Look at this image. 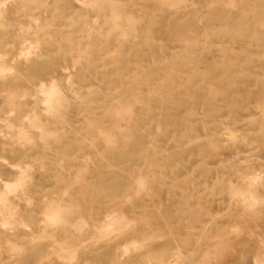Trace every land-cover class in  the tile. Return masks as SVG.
I'll list each match as a JSON object with an SVG mask.
<instances>
[{
    "label": "rangeland",
    "instance_id": "374dc122",
    "mask_svg": "<svg viewBox=\"0 0 264 264\" xmlns=\"http://www.w3.org/2000/svg\"><path fill=\"white\" fill-rule=\"evenodd\" d=\"M90 1L0 0V264H264V0ZM82 52L128 61L98 99L116 89L131 115L88 105ZM169 54L185 75L158 112ZM43 81L78 96L48 109Z\"/></svg>",
    "mask_w": 264,
    "mask_h": 264
},
{
    "label": "bare ground",
    "instance_id": "6f19581e",
    "mask_svg": "<svg viewBox=\"0 0 264 264\" xmlns=\"http://www.w3.org/2000/svg\"><path fill=\"white\" fill-rule=\"evenodd\" d=\"M4 1H15V0H4ZM168 1H170L171 2L170 5L173 6L174 2L178 3L179 1H183V0H168ZM77 2H80V0H77ZM93 4H94V1L91 0L90 6H92ZM231 6H232V4H231ZM117 10H118L117 8L110 5L111 14L109 15V20H110L109 25H112V27H118L119 22H121V24H126L127 26L134 25V22H132V21L131 22L129 20L123 21L121 19L120 13L117 12ZM2 11H3V3L0 2V14L2 13ZM72 52H74V49H70V53H72ZM21 55H24L23 51H20L18 53L17 57H19ZM27 55H29V53H25L24 57H26ZM183 61H184V59L181 57V55L169 54L168 57L165 58L162 62L153 61L150 64L153 66V69L150 72V74H151L150 78H156L154 83H153L152 89L150 91V97H152L151 100H155L154 105L156 107H154V108L152 107V108L156 109L158 112L168 111L170 109L169 106H171L170 103L173 100V98L171 97V92H173L172 78H183L182 75H185V68L182 67ZM71 65L73 67H76V66L78 67V69L76 70L75 76H76L77 81L79 82L80 86L82 83L90 82V85L87 86L86 89L87 90L93 89L95 91V93H94L95 96H94L93 100L88 101L89 102L88 105H91L93 108L96 106L98 108V110L101 108V110L107 114H111V113H115L116 115H123V114L124 115H126V114L131 115L132 114L133 107L131 104L132 103L131 100L124 103V100L122 98H120L119 96L117 98H115L114 95L117 94L116 89L110 91V94L108 95V97L104 103L98 99L99 94H100V90H101L100 85H104V82L102 83L101 80H99V78H107V74L110 75L112 73V71L114 72L115 75H117L118 78H129L130 73L127 70L128 61L122 59L120 61L114 60L112 62H109V64H104V63L98 64V62H95L93 59H91L90 52H88V53L82 52V53H79L78 55H76L75 57H73V59L71 61ZM137 67L140 70L137 72L138 73L137 78H147V75L144 74L146 72L142 68V65L140 63H137ZM8 70H11V67H3V66L0 67V73H5ZM187 78H189V77H187ZM68 90H69V88H66L63 81H60V82L51 81L49 83H45L43 81L37 87V92L42 97V103L45 106H49V107H47L48 109L51 108L50 105L54 101L57 102V100H59V102L61 101V103H64V101L67 99V93L68 92H71L74 96L77 95L75 92L68 91ZM133 101H135V100H133ZM56 105H58V104L56 103ZM46 111H47V109H46ZM36 129H37V127H36ZM38 130L39 129H37V131ZM112 140H113L112 136L110 134L107 135V133H106L105 134V141L110 143ZM19 182H20V180H19ZM4 184H5L4 187H6L7 190L9 188H13L14 186L17 185L16 183L10 184V182H5ZM17 189H19V188H17ZM55 212L54 213L50 212L51 214L48 217L46 216L47 217L46 221L48 220L51 223V225H55L52 223H56L59 220V218ZM6 223H7L6 221L2 222V224H6ZM2 226H4V225H2ZM107 227H111V228L113 227V229L115 231L122 232L126 229L127 223H125L124 217L117 216V217H114L107 224Z\"/></svg>",
    "mask_w": 264,
    "mask_h": 264
}]
</instances>
